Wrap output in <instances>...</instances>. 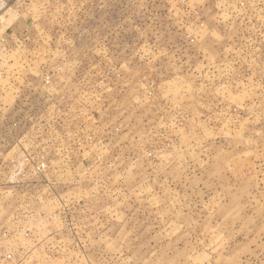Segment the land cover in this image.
<instances>
[{
	"label": "rangeland",
	"instance_id": "1",
	"mask_svg": "<svg viewBox=\"0 0 264 264\" xmlns=\"http://www.w3.org/2000/svg\"><path fill=\"white\" fill-rule=\"evenodd\" d=\"M0 264H264V0H0Z\"/></svg>",
	"mask_w": 264,
	"mask_h": 264
}]
</instances>
